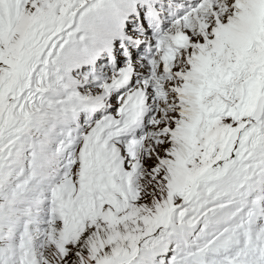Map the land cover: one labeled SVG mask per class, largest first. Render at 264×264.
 <instances>
[{"label":"snow or ice","instance_id":"snow-or-ice-1","mask_svg":"<svg viewBox=\"0 0 264 264\" xmlns=\"http://www.w3.org/2000/svg\"><path fill=\"white\" fill-rule=\"evenodd\" d=\"M0 264H264V0H0Z\"/></svg>","mask_w":264,"mask_h":264}]
</instances>
